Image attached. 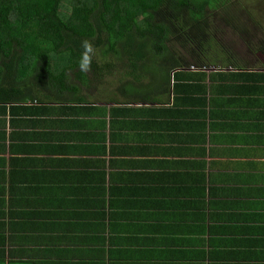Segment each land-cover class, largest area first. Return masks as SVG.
<instances>
[{"label":"crops","instance_id":"crops-1","mask_svg":"<svg viewBox=\"0 0 264 264\" xmlns=\"http://www.w3.org/2000/svg\"><path fill=\"white\" fill-rule=\"evenodd\" d=\"M150 75L97 110L0 113V264H264V66ZM134 184L169 208L122 219Z\"/></svg>","mask_w":264,"mask_h":264},{"label":"trees","instance_id":"trees-1","mask_svg":"<svg viewBox=\"0 0 264 264\" xmlns=\"http://www.w3.org/2000/svg\"><path fill=\"white\" fill-rule=\"evenodd\" d=\"M236 9L230 0H0V113L9 107L10 116L19 109L39 118L41 112L49 114L52 103L59 106L51 109L97 110L91 91L119 73L133 78L121 90L135 92L150 74L155 89L158 74L190 64L187 58L194 65L198 60L211 63L204 60L202 35H212L209 20L223 14L229 18ZM245 14L237 13L235 19L252 22ZM190 37L196 41L189 43ZM124 62L116 73V64ZM93 183L88 188L102 196L87 201L100 206L106 190L103 183ZM138 190L144 191V185L131 187L134 200L124 201L130 215L122 219H147L156 209L169 208L160 197L135 199L136 193L144 194ZM147 203L159 206L152 209ZM97 214L105 224V214ZM90 254V264H108L103 248H90Z\"/></svg>","mask_w":264,"mask_h":264},{"label":"rangeland","instance_id":"rangeland-1","mask_svg":"<svg viewBox=\"0 0 264 264\" xmlns=\"http://www.w3.org/2000/svg\"><path fill=\"white\" fill-rule=\"evenodd\" d=\"M238 4H237V3ZM230 4H235L238 9L235 10V15L226 17L224 14L216 17V19L209 20L208 29H210L211 36L207 33L202 35V42L204 44L203 54L204 60L211 64L207 65L204 61H195L194 67L199 64H206L209 66H224L234 67L241 65L244 67L255 66L261 68L262 54L264 55V0H230ZM246 13L247 17L252 22H247L246 19H235L237 13ZM214 13H217L216 11ZM212 37V39H211ZM196 40L192 37L188 39L191 43ZM184 43L187 46L189 43ZM176 48L181 51L179 45ZM186 61L191 63V59L187 58ZM127 63H117L116 73L119 68L121 69ZM124 77L122 73L109 76L104 79L103 85L91 91V101H106L111 92L115 90L117 81H122ZM97 86V85H96ZM87 92V91H84Z\"/></svg>","mask_w":264,"mask_h":264}]
</instances>
